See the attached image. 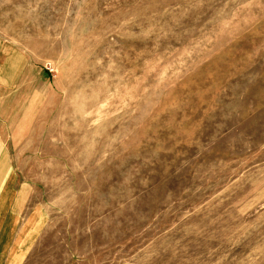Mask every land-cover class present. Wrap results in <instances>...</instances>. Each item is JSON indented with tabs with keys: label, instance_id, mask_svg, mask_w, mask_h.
Wrapping results in <instances>:
<instances>
[{
	"label": "rangeland",
	"instance_id": "1",
	"mask_svg": "<svg viewBox=\"0 0 264 264\" xmlns=\"http://www.w3.org/2000/svg\"><path fill=\"white\" fill-rule=\"evenodd\" d=\"M5 174L21 264H264V0H0Z\"/></svg>",
	"mask_w": 264,
	"mask_h": 264
},
{
	"label": "crops",
	"instance_id": "2",
	"mask_svg": "<svg viewBox=\"0 0 264 264\" xmlns=\"http://www.w3.org/2000/svg\"><path fill=\"white\" fill-rule=\"evenodd\" d=\"M7 177H0V264H21L41 219L35 213L21 228V193L11 191L12 178Z\"/></svg>",
	"mask_w": 264,
	"mask_h": 264
}]
</instances>
